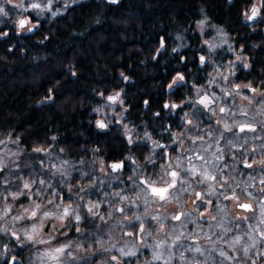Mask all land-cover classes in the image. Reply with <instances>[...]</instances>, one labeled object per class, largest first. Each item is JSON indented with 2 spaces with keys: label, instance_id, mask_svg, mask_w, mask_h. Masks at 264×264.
<instances>
[{
  "label": "trees",
  "instance_id": "obj_1",
  "mask_svg": "<svg viewBox=\"0 0 264 264\" xmlns=\"http://www.w3.org/2000/svg\"><path fill=\"white\" fill-rule=\"evenodd\" d=\"M252 2L73 0L57 2L54 16L38 19L18 4H0V135L14 137L23 150L52 153L51 162L70 173L78 161L125 157L126 138L117 127L98 128L93 112L115 94L132 125H146L151 106L164 118L172 95L188 96L205 81L200 56L210 55L202 44L217 29L228 36L230 48L250 58V72L239 79H256L264 71V27L258 26L261 20L245 19ZM25 16L33 21L30 32L19 26ZM214 52L220 62L231 58L227 50ZM177 74L186 82L167 91ZM126 173H132L128 166ZM230 247L221 243L215 258L233 264Z\"/></svg>",
  "mask_w": 264,
  "mask_h": 264
},
{
  "label": "rangeland",
  "instance_id": "obj_2",
  "mask_svg": "<svg viewBox=\"0 0 264 264\" xmlns=\"http://www.w3.org/2000/svg\"><path fill=\"white\" fill-rule=\"evenodd\" d=\"M72 1L0 0V4H18L23 13L30 12L38 19L45 14L54 16L59 8L57 2ZM252 11H255V17L249 20V23L261 20L258 26L264 27V0H253L244 11L246 20ZM24 18L26 26L23 30H26L33 25V21L28 16ZM253 26L257 28L255 24ZM199 32L202 36L203 32ZM202 46L210 55H205V62H200L207 68L205 81L193 85L188 96L176 98L172 95V100L168 99L170 109L168 108L165 116L173 114L176 109L173 107L174 103L177 106L185 105V108L181 109L180 118L173 124L177 136L168 144H177L170 153L169 162L160 161L156 168L150 167L151 152L147 149L146 142L148 146H152L153 153H156L161 151L157 148L160 139H152L148 132H145V128H139L125 120L123 99H110L116 96L115 94L107 96L106 101L100 104L93 115L106 119L108 127H117L120 135L126 138V149L129 152L124 158L127 159L128 169H132V173H110L108 160L104 161L105 158L99 157L95 161L75 163L77 165L71 171L76 178H71L72 173L67 170L66 165L56 166L51 162L54 157L52 153L37 149L23 150L14 137L0 135L1 232L13 224V231L25 240L33 259L41 264H181L174 255L175 246L181 242L180 236L192 221L195 226L200 225V221L192 216V208L198 204H189L191 199H188V192L195 197V188L207 185L210 180L215 183V178L209 173L214 170L211 167L213 162L203 160L199 157L200 154L211 148L208 145L212 139L216 143H225L227 136L232 137L230 134L235 131V126L245 122L239 110H247V102L252 99L255 100L252 105L264 104V71L257 72L256 79H239L240 73L250 72L252 63L241 49L229 47V38L224 32L217 29L214 38L208 42L204 41ZM218 49L227 50L228 54L231 53V58L225 62L214 59V51ZM184 82L186 79L183 75L177 74L167 84L166 90L170 91ZM259 99L262 100L258 102ZM173 100L175 102H172ZM231 101L234 110V115L229 117L233 119L232 127L225 114ZM200 109H205L208 116L205 117V113H201L205 118L198 127V124L194 125L192 122L198 118L195 115ZM220 109L224 110L221 114ZM175 117H178V114ZM189 120L191 123L185 124L183 132V128L179 126ZM162 128L163 125H159L157 132L161 137L169 139L170 131ZM169 128L172 129L171 126ZM181 131L182 134L179 133ZM201 135L199 140L197 137ZM32 156L34 160L31 159ZM234 162H229L226 170L237 175L238 169L236 170ZM80 165L93 168L96 174ZM171 169L178 173L177 185L163 198L158 194L152 196L148 186L168 184V172ZM226 188L218 191L219 194H224L219 197L218 203L212 206L210 213L197 212L196 216L206 217L213 223L217 216H222L223 212L226 214V209L232 210L235 203L230 205L227 200L229 196L225 195L228 190ZM261 206L264 207V202ZM178 212L182 213L180 219L172 220ZM230 219L235 220V223L227 241L223 242H229L231 237L237 241L231 248L233 264H246L248 261L252 264V259L243 253L241 246L242 234L246 232L245 224L239 221V218ZM71 223L76 229L75 235L69 234ZM141 225L145 226V230L143 229V234H139L142 242L137 243L139 235L136 231ZM253 228L261 229L258 226ZM95 231L103 238H97ZM208 231L209 228L192 230L197 234ZM93 235L95 238H91ZM256 243L255 238L254 244ZM259 243L264 249V240ZM199 247L200 245H196L194 250ZM256 247L254 245L251 252ZM187 254L188 259L192 260L193 253L187 251ZM112 255L117 257L112 260ZM198 264L231 263L226 259L211 256V259L204 258Z\"/></svg>",
  "mask_w": 264,
  "mask_h": 264
},
{
  "label": "flooded vegetation",
  "instance_id": "obj_3",
  "mask_svg": "<svg viewBox=\"0 0 264 264\" xmlns=\"http://www.w3.org/2000/svg\"><path fill=\"white\" fill-rule=\"evenodd\" d=\"M118 97L119 96L117 95V98ZM261 100L259 99L258 102H260ZM250 101L255 102V100H252V99ZM246 106L248 107L247 110H243V111L239 110L241 117L245 121L244 123L240 122V124L249 126V127L246 129H241L238 132H240L241 134H244V133L246 134L248 131H251L254 134L258 135L257 144L255 146L250 147L247 150L244 148L239 149L242 143V140L244 138V135L239 136L238 134L240 133H237L234 131L232 132V135L234 136V138L232 139L231 143L217 144L212 139V142H210L208 145V147H211V148L206 149L204 154L202 153L203 155L200 154L199 156L200 158H203V160L205 161L207 159L213 162V160H215V156H217V147H218L219 149L218 159L219 160L222 156L223 149L227 151L225 156H223V163L226 164V167L229 162L235 161L233 164L235 165L236 170L238 169L237 175L235 173L230 174L228 170H225L226 168H224V170L219 174H221L220 179L227 178V189L228 190L225 191L226 197L231 196V198L237 199L236 205H238L239 202L248 203L250 205L248 207L247 206L245 207L246 212H244V214L242 215L238 214L239 210L237 208L234 210L235 213L238 214L237 217L239 219H246L248 217L254 216V213L252 212L255 211V205H254V200L252 198H255V199L264 198V104L258 103V104L252 105L247 102ZM173 107H175V105ZM179 107L185 108V105H181ZM164 108H165V111L163 112L164 118L163 116L162 117L155 116L154 115L155 107L151 106L150 108L151 114L145 117V120L142 121V123H145L146 125L134 124V126H137L139 128H145V132L147 131L148 135H150L152 139H160V141L157 143L158 145L157 148H159L161 151L160 152L157 151L156 153H153L152 146L151 145L148 146V142H146V147L151 152V154L149 155L151 159V164H150L151 168L158 167L160 165V161L164 163L169 162L170 153L173 151V147L177 144V142H175L176 144L169 145L168 142L176 139V136H177L175 135L176 129H173V124H175L174 122H176V120L180 118L181 110L174 111L173 114L165 116L169 108L168 103L164 104ZM196 112H197V115H195V117L198 116V118L194 119L192 123L194 125L198 124V127H200L202 124V119H204L208 115L206 114L205 109L204 110L200 109ZM223 112L224 110L220 109L219 113L221 114ZM201 113H205V117H202ZM176 114H178V117H175ZM225 114L228 116L229 125L232 127L233 119L229 118L230 116L234 115L232 101L229 102L228 109L225 112ZM155 117H157V123L155 121ZM105 120L106 119H103L104 125H108ZM213 122L216 123V121H213ZM189 123H191L190 120L189 122L184 121V123L181 124L179 127L183 128L185 127V124H189ZM151 124H154V126L151 127L150 126ZM159 125L161 126L163 125V128H162L163 130L170 131L169 139H165V137H161V135L157 132L159 131ZM169 126H171L172 129H170ZM237 126L238 125H236L235 128H237ZM182 130L184 132L185 128H183ZM198 131L199 130H197V132ZM183 132L181 131L179 133L182 134ZM197 138L200 140L202 138V135L198 136ZM251 142H253L252 137L248 138L245 143L247 145L249 143L251 144ZM157 158H160V159H157ZM122 159L124 161L123 167L127 168L128 166L127 159H125L124 157ZM242 161L244 162V164H242L243 163ZM240 166L241 168H239ZM105 172L106 170L104 171V173ZM177 175L178 173L174 169H171L168 172V176H170L169 183L163 186H159V187H167V186L169 187L167 191H165L166 194L162 196V198L167 196L170 190L177 185L178 183V181L176 180ZM197 178L201 180L198 176ZM197 182H203V181H197ZM218 188L219 186H216L215 189H213L212 186H208V187L201 186V187L195 188L194 189L195 195L199 196L200 195L199 191H201V196L199 198L192 197V193L188 192L189 193L188 199L189 200L191 199V201H189L190 202L189 204L194 206L199 203L198 201H200L202 206H200L199 209H201L202 207H209L208 209L210 210L211 206H208V205H210L212 202H215L214 197L217 193ZM187 191L188 190H186V192ZM12 225L13 224H10L8 228L4 229V232H1L0 230V264H41L40 261L33 259L31 249L26 245L25 240L19 235V233L13 231L14 229L12 228ZM71 225H72V229L70 230L69 234H72L76 231L72 223ZM86 225L87 223L85 224V226ZM143 229L145 230V226L141 225L136 231V233L138 235L143 234L144 233ZM95 232L98 235L97 238H100V237L103 238L102 235L98 231H95ZM73 235H75V233ZM91 238H95V236L93 235ZM136 240H137V243H141L142 237L139 235V237H137ZM252 253L253 252H251V254ZM111 258L112 260H114L116 256L112 255Z\"/></svg>",
  "mask_w": 264,
  "mask_h": 264
},
{
  "label": "water",
  "instance_id": "obj_4",
  "mask_svg": "<svg viewBox=\"0 0 264 264\" xmlns=\"http://www.w3.org/2000/svg\"><path fill=\"white\" fill-rule=\"evenodd\" d=\"M111 1L114 2V0H111ZM254 17H255V11H253V12L250 14V16H249V18H248V21H249V20H253ZM24 24H25V21L22 20L19 26L21 27V26H23ZM112 99H113V98H112ZM97 124L101 125V124H102V121H101V120L97 121ZM120 165H121V164H120L119 162H118V163H116V162H110V163H109V167H110V169H112L113 171H116L117 168L120 167ZM165 190H166V188L151 187V193H152V194L160 193L161 196L164 194Z\"/></svg>",
  "mask_w": 264,
  "mask_h": 264
}]
</instances>
